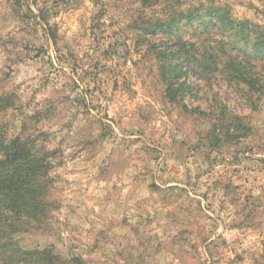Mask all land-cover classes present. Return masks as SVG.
<instances>
[{
    "label": "rangeland",
    "instance_id": "374dc122",
    "mask_svg": "<svg viewBox=\"0 0 264 264\" xmlns=\"http://www.w3.org/2000/svg\"><path fill=\"white\" fill-rule=\"evenodd\" d=\"M193 8L264 31V0H0V130L50 156L46 216L20 247L70 264H264V98L252 111L235 82L191 73L202 88L171 101L147 46L169 40L141 36L174 19L191 38Z\"/></svg>",
    "mask_w": 264,
    "mask_h": 264
},
{
    "label": "trees",
    "instance_id": "16d2710c",
    "mask_svg": "<svg viewBox=\"0 0 264 264\" xmlns=\"http://www.w3.org/2000/svg\"><path fill=\"white\" fill-rule=\"evenodd\" d=\"M182 19L193 31L189 39L180 33L174 19L145 26L141 34L148 41L158 33L169 40L160 48L147 44L159 64V78L167 98L177 101L195 96L202 87L190 82V74L195 73L204 84L213 74L243 87L254 111L257 105L253 96L264 98V83L251 63L264 61V31L249 28L246 22L234 25L219 8H206L204 12L193 8ZM213 30L219 40L210 36ZM239 43L244 47L236 49ZM4 101L0 97V111L7 106ZM224 110L221 106L217 109L220 115ZM48 158L49 154L32 141L17 135L7 137L0 130V264H70L49 249H23L13 238L23 230L25 222H37L46 216Z\"/></svg>",
    "mask_w": 264,
    "mask_h": 264
}]
</instances>
